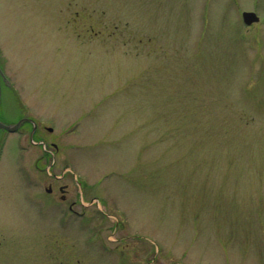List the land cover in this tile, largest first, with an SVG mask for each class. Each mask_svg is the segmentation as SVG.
<instances>
[{
    "label": "rangeland",
    "instance_id": "rangeland-1",
    "mask_svg": "<svg viewBox=\"0 0 264 264\" xmlns=\"http://www.w3.org/2000/svg\"><path fill=\"white\" fill-rule=\"evenodd\" d=\"M0 65V264H264V0H0Z\"/></svg>",
    "mask_w": 264,
    "mask_h": 264
},
{
    "label": "water",
    "instance_id": "water-1",
    "mask_svg": "<svg viewBox=\"0 0 264 264\" xmlns=\"http://www.w3.org/2000/svg\"><path fill=\"white\" fill-rule=\"evenodd\" d=\"M243 19H244V23L248 26L255 24V23H258L260 21L259 16L254 12H244L243 13ZM0 77H2L6 81V78L3 74V71L1 70V67H0ZM1 96H2V87H1V79H0V100H1ZM25 121H26V119L21 120L19 123L15 124V125H6L0 120V130L4 129V130L11 132V133L16 132L20 128L22 123Z\"/></svg>",
    "mask_w": 264,
    "mask_h": 264
},
{
    "label": "flooded vegetation",
    "instance_id": "flooded-vegetation-1",
    "mask_svg": "<svg viewBox=\"0 0 264 264\" xmlns=\"http://www.w3.org/2000/svg\"><path fill=\"white\" fill-rule=\"evenodd\" d=\"M64 190V189H63ZM71 210H73V207L70 208Z\"/></svg>",
    "mask_w": 264,
    "mask_h": 264
}]
</instances>
